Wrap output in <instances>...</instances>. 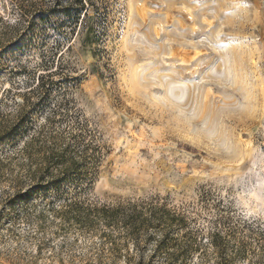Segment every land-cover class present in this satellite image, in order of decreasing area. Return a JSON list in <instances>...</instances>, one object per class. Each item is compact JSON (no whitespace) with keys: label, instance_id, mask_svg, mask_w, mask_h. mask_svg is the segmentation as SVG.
Listing matches in <instances>:
<instances>
[{"label":"rangeland","instance_id":"obj_1","mask_svg":"<svg viewBox=\"0 0 264 264\" xmlns=\"http://www.w3.org/2000/svg\"><path fill=\"white\" fill-rule=\"evenodd\" d=\"M90 1L93 19L78 23L33 21L29 0L0 2V41L26 37L0 48V98L42 76L49 95L0 143V264L166 263L155 240L137 247L121 228L77 224L61 211L71 202L153 203L180 215L166 243L174 264H264V0ZM53 73L62 83L49 89ZM48 124L81 131L94 156L86 173L32 195L4 158ZM213 241L233 256L219 258ZM175 243L195 250L185 258Z\"/></svg>","mask_w":264,"mask_h":264},{"label":"trees","instance_id":"obj_2","mask_svg":"<svg viewBox=\"0 0 264 264\" xmlns=\"http://www.w3.org/2000/svg\"><path fill=\"white\" fill-rule=\"evenodd\" d=\"M24 2H28V0H15L16 6L20 9L24 8ZM44 2L45 0H29V7L32 12L29 13L28 18L31 16L33 21L37 19L52 21L56 15H63L76 23L82 17V21L90 22L93 19V16L88 13L92 6L90 0H51L50 4H45ZM92 34H94V30H91L89 25L83 41L85 47L92 46ZM7 37L4 41L1 39L0 48H7L11 44L16 43V41L22 42L26 39V37L14 33ZM2 58L3 56L1 55L0 61H2ZM53 75L55 74L47 76L51 83L49 89L53 88V85H57L58 82L59 84L62 83V81H51ZM43 88L44 76H42L41 85L39 84L24 93H13L12 90L4 91V97L0 98V103L2 104L0 107V143L8 141L14 135L19 134L23 125L31 120V108L41 104L49 96L48 94L44 95ZM36 93H38V98L33 100V96ZM17 97H21L22 103L17 101ZM7 99L13 100L14 110L5 111L3 109ZM94 151L93 143L87 137H84L81 131L77 132L72 127H68L61 132H54L50 130L48 124L41 126L39 129H34L33 135L18 152L4 159L15 161L20 172L30 182L27 192L32 195H38L41 192L57 191L67 179H73L86 173L91 168L90 162L94 156ZM20 192L18 191V193ZM65 206L67 209L64 210L66 211H61L63 213H75L73 219H75L77 224L93 225L96 220L98 223H103L106 227L112 229L121 228L126 232L127 237L135 241L137 247L141 246L142 241H148L150 238V240H155L157 248L155 251L166 250L168 252L169 257L166 259L165 264H174L176 262L175 258L177 259L178 257V251L170 253L167 250L168 245L166 243L168 239H173L170 236V231L181 225L184 226L185 220L165 207H159L153 203H127L111 208L103 206L91 209L90 206L86 208L78 202H71ZM63 208L61 207V209ZM82 213H85V216ZM89 213H93L94 217H90L91 214L89 215ZM151 229L162 233V237L160 238L156 234H149ZM147 235L149 237L145 239ZM174 240L178 242V239ZM212 244L219 250V258H223L225 261L229 259L228 256L230 257L231 254H228L224 245H220L215 241ZM175 247L180 248V252L183 251L182 254H185V258L188 257V251L191 253L192 250H195L193 246L187 247L180 243H175ZM234 256L241 257V250L238 249ZM138 264H144V261L141 259ZM217 264L222 263L217 262Z\"/></svg>","mask_w":264,"mask_h":264}]
</instances>
